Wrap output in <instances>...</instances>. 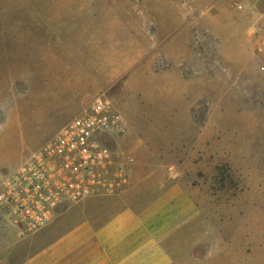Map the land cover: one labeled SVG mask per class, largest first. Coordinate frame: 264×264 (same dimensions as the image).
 <instances>
[{"label":"rangeland","instance_id":"1","mask_svg":"<svg viewBox=\"0 0 264 264\" xmlns=\"http://www.w3.org/2000/svg\"><path fill=\"white\" fill-rule=\"evenodd\" d=\"M244 2L0 0V182L103 92L123 182L48 225L103 222L178 183L197 211L181 262L264 264V2Z\"/></svg>","mask_w":264,"mask_h":264},{"label":"built area","instance_id":"2","mask_svg":"<svg viewBox=\"0 0 264 264\" xmlns=\"http://www.w3.org/2000/svg\"><path fill=\"white\" fill-rule=\"evenodd\" d=\"M238 7L246 9L244 0ZM260 34L264 54V27ZM119 121L110 98L99 92L46 143L29 150L0 182V224L30 234L52 222L65 204L116 192L125 170L105 140Z\"/></svg>","mask_w":264,"mask_h":264},{"label":"crops","instance_id":"3","mask_svg":"<svg viewBox=\"0 0 264 264\" xmlns=\"http://www.w3.org/2000/svg\"><path fill=\"white\" fill-rule=\"evenodd\" d=\"M196 213L191 196L172 183L144 207L119 209L103 222L50 224L32 234L0 224V264H184L176 253L180 225Z\"/></svg>","mask_w":264,"mask_h":264}]
</instances>
